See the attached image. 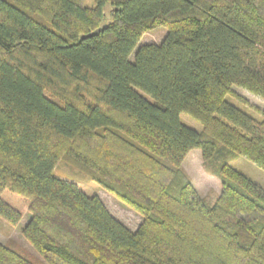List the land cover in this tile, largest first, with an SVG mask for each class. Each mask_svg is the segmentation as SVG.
Returning <instances> with one entry per match:
<instances>
[{"label":"trees","instance_id":"1","mask_svg":"<svg viewBox=\"0 0 264 264\" xmlns=\"http://www.w3.org/2000/svg\"><path fill=\"white\" fill-rule=\"evenodd\" d=\"M233 86L264 101V0H0V216H22L3 190L28 200L42 259L8 239L0 264H264V186L221 163L209 201L182 167L229 148L264 169V110ZM64 155L141 215L134 230L54 174Z\"/></svg>","mask_w":264,"mask_h":264},{"label":"rangeland","instance_id":"2","mask_svg":"<svg viewBox=\"0 0 264 264\" xmlns=\"http://www.w3.org/2000/svg\"><path fill=\"white\" fill-rule=\"evenodd\" d=\"M83 3L86 6H93L94 0H83ZM112 8L113 6L110 3H105L103 5L102 25H105L110 21V11ZM166 33L167 28L165 26H157L144 32L130 53L129 60L133 61L134 53L139 45L145 43H159ZM232 89L244 97L248 103L246 104L233 96H229L228 100L233 104L253 115L255 114L253 106L264 110V101L262 99L250 94L240 87L233 86ZM145 96L150 99L148 95ZM179 116L181 121L186 125L196 130L202 129V124L190 115L181 112ZM182 162V167L190 176L198 193L209 201H213L220 190L221 178L217 173V168L221 163L231 165L257 184L264 186V169L247 159L245 156L230 150L229 148H225V154L223 156H217L214 153L207 161L202 159L199 148H193L190 149ZM54 174L74 180L86 194H97L102 199L107 209L115 217L125 222L130 228L137 226L141 215L123 204L112 194L100 188L94 181L87 180L82 169L71 158H69L68 155H64L57 160L54 167ZM1 198L18 208L21 211L22 216L16 224L9 223L0 216V242H5L6 240L11 239L17 243L19 247L32 255L34 259L42 260L41 256L33 249L21 233V229L30 216V212L27 209L28 200L24 196L7 189L2 191Z\"/></svg>","mask_w":264,"mask_h":264},{"label":"crops","instance_id":"3","mask_svg":"<svg viewBox=\"0 0 264 264\" xmlns=\"http://www.w3.org/2000/svg\"><path fill=\"white\" fill-rule=\"evenodd\" d=\"M190 151V150H189ZM189 151L187 152V154L189 153ZM187 154H186V156H187ZM185 156V157H186ZM184 157V158H185ZM184 160V159H183ZM183 163V162H182ZM117 218V217H116ZM119 219V218H118ZM120 220V219H119ZM140 220V219H139ZM120 221H122V220H120ZM123 222V221H122ZM128 228H130L125 222H123ZM139 223V222H138ZM136 227H134V228H130L131 230H134Z\"/></svg>","mask_w":264,"mask_h":264}]
</instances>
